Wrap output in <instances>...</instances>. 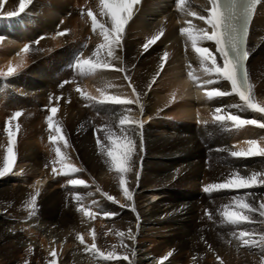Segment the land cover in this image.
Masks as SVG:
<instances>
[{
    "label": "bare ground",
    "instance_id": "obj_1",
    "mask_svg": "<svg viewBox=\"0 0 264 264\" xmlns=\"http://www.w3.org/2000/svg\"><path fill=\"white\" fill-rule=\"evenodd\" d=\"M205 1L186 0L184 11H181L176 7V0H143L134 9V16L126 26L122 49L117 53L120 61L116 63L126 70L131 83L141 94V113L140 106L135 104L96 108L91 105L92 109L84 111L77 106V95L79 100L81 95L70 90L72 86L74 89L85 87L89 94L99 96L98 89L107 84L110 85L107 94L131 95L129 81L124 79L125 73L114 70L105 72L103 81L97 76L84 77L78 73V84H70L74 77L67 64L74 62L80 53L83 59L90 57L101 42L98 33L92 32L91 21L85 12L91 9L98 20H106L100 16L99 0L95 3L94 0H31L25 11L15 16L10 14L18 11L19 0H0V37H3L0 40V71H7L9 67L23 68L19 75L10 76L9 80L0 78V167L8 145L3 119L17 111L22 113L20 120L13 122L19 124L15 148L17 159L11 172L15 175L0 177V264H52L53 260L55 264H77V260L91 252L86 251L85 245L77 239L78 232L84 234L86 231V236L90 232L86 230L90 225L88 217L77 211L80 205L88 202L100 204L99 213L116 214L108 217L107 227H102V230L96 227L97 249L105 253L115 250L118 255L127 254L133 264H165L168 260L170 264H264V250L243 246L230 236L233 228L220 223L222 206L230 203L233 196L244 194L245 190L218 191L211 196L200 192L209 183L223 182L234 171L241 175L264 172V158L229 155L236 151L230 143L237 142L239 148L246 150L249 147L247 141L256 139L264 146V129L246 125L237 129V133L230 123L222 126L212 122L216 108L222 109L221 114L231 112L261 122H264V114L231 107L242 104L234 94L209 100L206 91L214 87L230 91V85L227 81L204 84V81L214 78L203 73L190 42L180 33V28L187 26L186 21H191L198 28L207 27L203 21L187 14L195 11L207 15L202 7L207 6ZM66 16L70 19L61 23ZM161 29L163 36L144 51L143 45ZM59 32L68 34L58 37ZM85 34L90 37V47L82 44L86 41ZM36 40L39 41L38 46L31 43ZM25 45L30 47L28 53L21 52ZM61 45L63 48L57 52ZM201 46L212 51L215 49L212 42ZM248 50L250 82L255 86L257 101L264 103V3L255 13ZM165 52L169 55L163 70H160ZM217 61L221 62L218 55ZM173 63L177 65L171 69ZM189 72L199 79L194 81ZM64 81H68L67 86L61 87ZM58 98L61 99L59 103ZM172 102L175 104L168 107ZM51 106H58L55 119L60 121L70 144L62 151L67 153L70 163L81 161L83 172L80 175L54 179L51 168L47 170L55 160V153L49 152L48 143H41L44 135L41 125ZM126 107L132 109L131 113L125 111ZM122 114L144 122V147L142 151L138 149L134 157L135 167L126 176V186L133 192L132 201L125 199L118 174L109 169L104 156L96 153L91 134H87L92 130L90 119L103 127L111 122L114 130L118 131L116 124ZM170 118L179 121L167 122ZM196 120L198 123L190 122ZM96 133L103 136V133ZM37 145L46 150V155H42ZM47 157L50 159L48 163ZM206 160H213L208 171ZM26 166L31 169L27 170ZM32 174L36 175V181L25 182V177ZM82 178L88 181L87 184L93 182L95 191L90 192V186H75L66 191L59 188L70 179ZM199 185L203 187L197 188ZM37 188L40 195L35 214L29 215L32 211L29 201ZM248 191L251 192L250 202L258 207L259 202L264 201V186ZM104 193L118 203L110 202ZM76 195L80 196L79 202ZM152 198L156 203L151 202ZM133 207L135 211H132ZM205 209L213 212V220L201 222ZM99 218L103 219V215ZM99 218L97 216L95 221ZM254 218L257 221L264 219L258 213ZM31 220L41 226L48 225L51 233L57 236L55 257L52 256L53 244L51 248L46 247L45 253L39 247L21 246L25 239L22 230L30 225ZM241 227L256 233L264 232V224L260 223ZM129 229L135 240L127 238ZM119 232L125 233L123 243L127 245V252L121 245ZM141 236L146 238L142 241L149 245L142 244ZM63 241L67 242L65 246ZM92 243L91 234L87 245ZM205 248L208 251H204ZM132 250L135 257L131 256ZM149 255L154 256V261H150ZM103 263L128 264V261Z\"/></svg>",
    "mask_w": 264,
    "mask_h": 264
},
{
    "label": "snow or ice",
    "instance_id": "obj_2",
    "mask_svg": "<svg viewBox=\"0 0 264 264\" xmlns=\"http://www.w3.org/2000/svg\"><path fill=\"white\" fill-rule=\"evenodd\" d=\"M30 3L31 0H19L18 11L10 15L15 16L23 13ZM138 3H140V0H99L100 16L102 18L106 17V20H98L91 9L87 11V16L91 21L92 32L98 33L101 37V42L96 45L90 57L76 59L73 64L74 69L81 76H97L101 81L104 79L103 74L109 70L124 72V79L129 81L128 87L131 88L130 96L107 94V88L110 87L107 84H102V87L98 89L99 96L86 95L80 88L76 89L84 99L100 107L129 106L135 104L140 106V111L143 113V105L140 99L141 94L137 92L136 87L131 83V77L127 74L126 70L123 67H118L116 63L120 61L117 53L122 49L126 26L133 18L134 8ZM207 3L210 5V7L206 8L207 15H200L195 11L187 12L188 15L203 21L207 27L198 28L191 21H186L187 26L180 28L181 35L186 37L187 41L190 42L192 51L198 56L203 73L206 76L214 78L204 81V84L214 85L221 81H227L230 85V91L214 87L212 90L205 92L206 97L211 100L213 98L234 94L242 104L232 105L231 107L264 114V103L258 102L254 95L255 86L250 82L247 68V62L250 57V52L247 47L250 24L258 5L264 3V0H207ZM185 4L186 0H176V7L181 11H184ZM57 35L63 36L65 32H59ZM162 36L163 29L143 45L144 51H147ZM2 39L3 37H0V40ZM205 42H212L215 45L214 51L208 47L201 46ZM29 51V45H25L21 50L22 53H28ZM168 55L165 52L161 58L160 70H163ZM217 55L221 61L219 63L217 61ZM15 71V68L9 67L7 73H0V75L11 76ZM188 75L194 81L199 79L192 72H189ZM65 83H68V81H65L60 86L63 87ZM125 111L131 113L132 109L126 107ZM48 112L49 115L46 117V123L50 132L49 141L54 145L55 152V160L51 161V173L54 176H68L79 173L81 169L69 162L70 158L66 152L62 151L60 146L62 144L63 148L67 149L70 147V144L66 138L67 133L63 131L60 121L55 119L58 106L49 107ZM221 112V108L215 109L214 121L222 126L230 123L234 129H240L246 125H255L264 129V122L256 119H245L231 112L225 114H221ZM21 115V112H15L5 126L4 132L8 138V145L3 157V166L0 167V177L11 173L16 163L17 155L15 148L19 124L17 123L13 127L12 121H16ZM116 128L118 131L114 130L111 122L105 124L103 129H101L103 136H96V144L99 154L106 158L109 169L118 174L119 186L125 199L132 201L133 192L126 186L128 183L126 176L135 167L136 161L134 157L137 156L138 149L143 150L144 122L139 118L122 114L119 116ZM137 139H139V144L137 143ZM247 144L249 147L246 150L231 151L229 155L245 158L264 157V146H261L260 142L256 139H251L247 141ZM45 167H48V165H45ZM39 183L40 181H37V184ZM68 184L87 187L86 181L83 179H70L68 180ZM261 186H264V172H252L250 175H241L238 171H234L223 182L209 183L203 188V191L207 194H212L218 191L245 190L244 194L233 196L230 203L222 206L219 212L221 218L220 223L221 226H231L233 231H231L230 236L240 241L243 246L264 250V232L256 233L249 228L241 227L256 223L264 224V219L257 221L254 218V214L256 213H258L259 217L264 218V201H260L257 207L254 202H250L249 197L251 196V192L248 191ZM97 190L99 191V189ZM39 195L40 191L37 188L35 194L31 196L29 201V207L32 209L29 215L35 214L37 197ZM104 195L110 202L118 203V201H115L107 193H104ZM75 199L79 202L80 196L76 195ZM77 211L92 219H95L97 215H103L105 217L116 215L115 213L106 211L100 213L93 212L83 205H80ZM132 211H135L134 207ZM206 215L209 220H213V216L210 213L206 212ZM92 235L93 243L90 246H85L86 251H91L104 261L124 260L128 261V264H133L127 254L118 255L115 250L107 253L99 251L95 243L94 231ZM117 235L121 238V245L127 252V245L123 243L125 233L119 232ZM127 238L135 240V235L131 229L128 230ZM77 239L81 244H85L82 235H78ZM135 255V251L132 250L131 256L135 257ZM52 256H56L55 251H53ZM164 259H167V257ZM52 264H55V260H53Z\"/></svg>",
    "mask_w": 264,
    "mask_h": 264
},
{
    "label": "rangeland",
    "instance_id": "obj_3",
    "mask_svg": "<svg viewBox=\"0 0 264 264\" xmlns=\"http://www.w3.org/2000/svg\"><path fill=\"white\" fill-rule=\"evenodd\" d=\"M76 8H77V6H76ZM78 9V8H77ZM66 18H67V20H69L70 19V16H66ZM85 30V29H84ZM84 36V40H86V41H84V43H86V44H88L87 43V39H90V37H87V35L85 34V35H83ZM82 44H83V42H82ZM89 44H91V43H89ZM84 45V44H83ZM88 47H90V45L88 46ZM60 48H63V45H61V46H58L57 47V52L58 51H60L61 49ZM162 48H163V46H162ZM54 50H56V49H54ZM53 54V53H52ZM52 54H50L48 57H50ZM74 60V59H73ZM70 62H72V61H70ZM70 62L67 64V68H68V70H69V72H70V74H72V73H77L78 71L77 70H75L74 69V67L72 66V65H70ZM177 64L176 63H173L172 64V66H171V69H174L175 68V66H176ZM1 67V66H0ZM23 68H21V69H18V70H16L15 72H14V74L13 75H11V77L12 76H15L16 74H18L19 75V73H21L23 70H22ZM8 71V70H7ZM7 71H0V73H7ZM21 71V72H20ZM175 71V70H174ZM9 77L10 76H7V75H0V78H2L3 80L4 79H7L8 78V80H9ZM65 82V81H64ZM64 86H66L65 84H64ZM73 93H74V90L73 89H70ZM83 92V91H82ZM76 93H78L79 95H81L80 94V92H76ZM86 95H90V96H93V95H91V94H88L86 91L84 92ZM75 94V93H74ZM30 97V96H29ZM28 97V98H29ZM79 96L77 95V100H78V104H77V106L79 107V109H81V110H84V111H89L90 109H92L90 106L91 105H94V107L96 108V107H99L98 105H95V104H93V102H91V101H88V100H86V99H84L82 96H81V98H80V100H79V98H78ZM213 99H215V98H213ZM61 99H59L58 100V103H59V101H60ZM69 103H70V101H69ZM175 104V102H172V104L170 103L169 105H168V107H171L172 105H174ZM88 115V114H87ZM10 117H12V116H7V117H5L4 119H3V123H4V125L6 126V124H7V122H8V120H9V118ZM67 118V117H66ZM177 121H179L178 119H174V118H170V119H168V121L167 122H170V123H172V122H177ZM14 121H12V126L14 127L15 126V124H17V123H13ZM18 122V121H17ZM89 122H91V127H92V130H89V132H87V134H91V139H92V142L94 141V145H96V150H97V154H99V152H98V148H97V144H96V136L97 135H99V134H97L96 133V131L98 132V133H103V131L101 130V129H103V126H99V125H97V124H95L93 121H91V119H90V121ZM191 123H196L197 122V120L196 121H190ZM212 122H215V121H212ZM169 123V124H170ZM198 123V122H197ZM148 125V124H147ZM202 125H206V124H204V123H202ZM42 127H41V129H42V132H44V135H43V137H42V141H41V143L43 142V141H45V142H43L45 145H46V143H48L49 145H50V148H49V152H51V151H53L54 152V145H52V143L49 141V138H47L48 136H49V134H48V128H47V123H46V120L44 119V121L42 122V125H41ZM150 126V125H149ZM198 126V125H197ZM96 128V129H95ZM242 130V129H241ZM80 131L81 130H79V133H80ZM94 131V132H93ZM235 131L237 132V133H239V130H237V129H235ZM242 131H244V129L242 130ZM50 133V132H49ZM81 137H82V135H81ZM80 137V138H81ZM26 143L28 142V140H26L25 141ZM41 145V144H40ZM20 146V145H19ZM61 146V145H60ZM230 146L231 147H233L236 151H241V150H245V149H242V148H239L238 147V143L236 142V143H230ZM37 147H40V151H41V153H42V155H46V150H44V149H42V146H39V145H37ZM61 148H62V150H63V146H61ZM39 149V148H38ZM65 152V151H64ZM55 153V152H54ZM220 153V152H219ZM257 157H259V156H257ZM48 159H46L47 161H46V163H48L49 161H50V159H49V157H47ZM259 158H264V157H259ZM206 162H207V164H208V166H207V168H206V171H208V170H210V167H211V165H212V163H213V160H206ZM72 163V162H71ZM206 164V163H205ZM74 165H76V167L77 168H80L81 169V171L79 172V173H76V175L75 176H77V174H81V172H83V167H82V164H81V161L79 160V162L78 163H76V164H74ZM27 167V170H29V169H31V167H28V166H26ZM52 167V166H51ZM50 166L47 168V170H49L50 168H51ZM27 170L25 171V173L24 174H26V172H27ZM51 170V169H50ZM11 176V175H15V173H8V174H6V175H4L5 177H7V176ZM21 176V175H20ZM64 176V175H63ZM74 176V175H73ZM36 175H34V174H32V175H30V176H26L25 178H26V181L25 182H30V183H34L35 181H36ZM60 178V177H59ZM79 178V177H78ZM16 179H18V180H22L23 178H21V177H16ZM54 179H58V178H56V176L54 177ZM83 179V178H82ZM25 180V179H24ZM86 182H88V181H86ZM10 183H13V182H10ZM203 183V180H201L200 181V184H202ZM19 184V183H18ZM21 184V183H20ZM87 184V183H86ZM90 184V185H89ZM89 184H87V186H90V187H92L89 191L90 192H92V191H95V189L93 190V182H92V184L91 183H89ZM201 187H203V186H198L197 188H201ZM59 188H60V190L61 191H66V190H68V189H72V188H75V186H72V185H69L68 183H64V184H60V186H59ZM198 192H199V190H198ZM200 192H202V194L204 195L205 194V192L203 191V188H202V190L200 191ZM95 194H98L97 192H94ZM215 193V192H214ZM206 195V194H205ZM207 196H211V194L210 195H207ZM122 197V196H121ZM153 201V203H156V202H154V199L152 198L151 199V202ZM84 207H87V208H89V210H91V211H93V212H97V213H99V211H100V204H96V205H93V203L92 202H88V203H86L85 205H84ZM206 212L207 213H210L211 215L213 214V212H211L210 211V209L208 210V209H205L204 211H203V213H202V215H203V217H202V219L203 220H201V222H204V221H206L207 219H208V216L206 215ZM205 215V216H204ZM98 216V218H99V216L100 215H97ZM97 216H96V218H97ZM213 216V215H212ZM112 217V216H111ZM102 219V218H101ZM100 218H99V220H96L95 221V219H92V218H90V217H88V220H89V223H90V225H88L89 227H87L86 228V230L87 229H89V233H88V235L86 236L85 234L87 233L86 231L84 232V234H82L83 232H78L77 233V236L78 235H82L83 236V238H84V241H85V244H83V245H87L88 244V240H89V238H90V236H91V234H92V232L93 231H97V228L98 229H101L102 230V227L103 228H105V227H107V225L109 224V221H108V217H105V216H103V219L101 220ZM114 219H111L110 221H113ZM95 221V222H94ZM24 223V222H23ZM28 223V222H27ZM33 225H32V224ZM29 226L27 227V228H24L22 231L24 232V235H25V239H24V241L21 243V246L23 247V246H28V247H32L31 249H33V248H37V247H39V249L42 251V252H46L47 251V249H46V247L47 248H51V246H52V244H53V247H54V250L53 251H55L56 250V248H57V236H55L53 233H51V229H49V228H47V226L46 225H40V223L39 222H36V221H32L31 220V222H29ZM97 227V228H96ZM31 229V230H30ZM36 229V230H35ZM86 237V238H85ZM149 237V236H148ZM143 236H141L140 238H139V240H145L146 238H143ZM67 242L65 241H63V243H62V245H64L65 246V244H66ZM142 244H144V245H149V243L147 242V241H142ZM243 248V247H242ZM204 251H208V248H205L204 249ZM77 256V255H76ZM153 255H149V257H150V261H154V256L152 257ZM18 259H20V258H18ZM104 261H103V259H101L98 255H94L92 252H90L88 255H86L85 257H81L80 258V260H77V264H101V263H103ZM104 264V263H103ZM165 264H170V261L168 260V261H165ZM188 264V263H187Z\"/></svg>",
    "mask_w": 264,
    "mask_h": 264
}]
</instances>
